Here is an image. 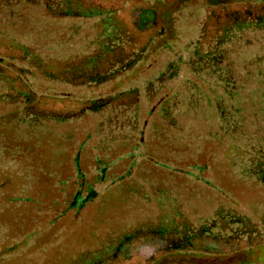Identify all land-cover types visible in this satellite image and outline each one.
<instances>
[{"label":"trees","instance_id":"trees-1","mask_svg":"<svg viewBox=\"0 0 264 264\" xmlns=\"http://www.w3.org/2000/svg\"><path fill=\"white\" fill-rule=\"evenodd\" d=\"M191 2L0 0V264H47L65 219L80 225L108 198L118 228L67 264H160L264 243V0L208 2L181 41L175 14ZM26 156L55 196L34 203L50 239L35 232L17 251L25 229L7 232L2 216L32 199L25 187L10 197L2 177L30 184Z\"/></svg>","mask_w":264,"mask_h":264},{"label":"rangeland","instance_id":"rangeland-1","mask_svg":"<svg viewBox=\"0 0 264 264\" xmlns=\"http://www.w3.org/2000/svg\"><path fill=\"white\" fill-rule=\"evenodd\" d=\"M208 2L214 3L218 2V0H194L193 3H189L183 8V10H181L179 13H176L175 15L177 16L179 22L178 26L172 28L171 35L174 33V36H177L181 41L191 37L195 32L196 23L199 21L200 17L203 16V13L209 9ZM131 77L133 76L131 75L129 78ZM129 78L121 80L117 86L126 83ZM55 152L56 151H54V153L49 151L47 157L50 159H55ZM23 159L27 166H29L28 170L33 176L28 178L29 181H31L30 184H28L24 178L18 175L8 174L2 177L4 180L6 193L10 197L14 196L18 191L25 187L28 196L32 199V201L28 202L26 206L7 210V214L2 216L3 220L1 221L4 222L5 226H8V228L11 227L12 230H15L18 226H23L25 229V235L23 236L22 241L18 244V247L16 248L17 251H19V249L22 250L21 246H23L25 242L30 241V237L35 232L41 231L40 234L43 235L46 220L43 217L36 220V217L41 214L38 210H36L34 203H49L55 196V192L52 188L51 178L46 177L45 174L38 170L39 163L37 158L33 156H26ZM0 192H2V190H0ZM244 200L246 204L253 210L256 206V202L258 201V196L252 192H249L245 195ZM106 204V209H102L97 206L90 207L86 211L84 222L80 225L72 216H68L67 219H65L61 229L65 244L61 250L47 245V264H67V262H69L70 256L73 254L79 252L82 249L95 248L97 246L98 236L118 228L120 209H118L117 214L115 213V210H111L113 207L119 206V201L116 198H108V200H106ZM198 205L202 204L199 203ZM201 209L202 206L196 207V210L198 211ZM18 212H21V215L17 216L14 214ZM8 230L10 231L7 232L12 233L10 228ZM52 231L55 232L57 229ZM49 236L50 234H47V240L50 239ZM39 248L40 247H33L32 250L25 249V252H28L27 254L29 256L35 255L36 253L41 252ZM26 257L27 255L13 258L8 261L7 264H28L24 259ZM32 264H40V260L37 259ZM160 264H264V243L249 251L229 256L202 253H174L166 257Z\"/></svg>","mask_w":264,"mask_h":264}]
</instances>
